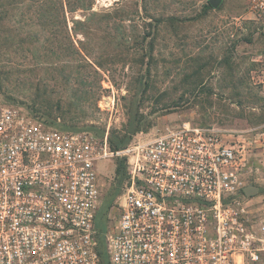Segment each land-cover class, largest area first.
<instances>
[{
	"label": "rangeland",
	"instance_id": "1",
	"mask_svg": "<svg viewBox=\"0 0 264 264\" xmlns=\"http://www.w3.org/2000/svg\"><path fill=\"white\" fill-rule=\"evenodd\" d=\"M53 1L0 0V104L107 144L133 120L149 127L129 145L183 123L231 134L249 162L245 187L259 188L243 198L246 222L258 229L264 222V31L249 19L248 0H220L216 7L210 0H157L147 13L141 0H95L92 11L114 20L94 19L77 34L72 20L92 12L66 13L63 25ZM161 16L156 31L154 18ZM117 158L97 162L95 214L106 210V233L115 227L125 190L124 184L105 205Z\"/></svg>",
	"mask_w": 264,
	"mask_h": 264
},
{
	"label": "built area",
	"instance_id": "2",
	"mask_svg": "<svg viewBox=\"0 0 264 264\" xmlns=\"http://www.w3.org/2000/svg\"><path fill=\"white\" fill-rule=\"evenodd\" d=\"M248 15L264 31V0ZM225 133L183 123L112 152L0 104V264H99L97 162L111 157L126 158L128 179L110 264H264V222H246L249 162Z\"/></svg>",
	"mask_w": 264,
	"mask_h": 264
},
{
	"label": "trees",
	"instance_id": "3",
	"mask_svg": "<svg viewBox=\"0 0 264 264\" xmlns=\"http://www.w3.org/2000/svg\"><path fill=\"white\" fill-rule=\"evenodd\" d=\"M155 2L157 0H141L140 3L142 5V9L147 13L150 10V5L152 4V2ZM95 0H55V3L53 1V8L56 11V13L58 14L57 17H62V24L66 25V19H65V15L66 13H70V14H76L79 11L81 12H92L89 16H85V20L81 21L78 19H73L72 20V29L74 30V32L80 33V28L86 26V25H90V23L96 19V21L101 18V20H104L107 24H109L110 20H114L113 16L110 13H106V14H97L95 12H93V5H94ZM118 3V2H115ZM116 5V4H115ZM51 5L50 3L48 4V6L46 7V11L49 12L51 9ZM205 9L211 8L210 5H206L204 7ZM120 10L119 9H114L115 15L116 17H118L120 14H118ZM164 17H156L154 18L155 21V26L154 29L157 31L160 27V25L165 21ZM115 28H118L119 25L115 24ZM84 33V32H82ZM84 35H86L84 33ZM149 35V34H148ZM87 38V37H86ZM144 40L147 39V36L145 38H143ZM149 54H147L148 58H151V52H152V43L149 42ZM147 72L146 71V76H147ZM141 85L144 86L145 82L140 81ZM31 116L38 118L42 121H44L46 124L55 127L57 129H60L62 131H76V129L68 127V126H59L58 124H55L53 122H50L48 120L43 119L42 117H40L39 115L35 114V113H31ZM149 126H147L146 124H144L142 121H136L133 120L132 122H130L128 124V126L126 127V132H124L123 134H115V133H111L108 136V145L111 151H118L122 148L127 147L132 139L133 136L141 131H146L147 128ZM128 179V173H127V163H126V158H117L116 162H115V178H114V184L111 186L110 191L107 194V198L106 199V206H109L110 204H112L113 200L120 196L124 187V184L126 183ZM105 216H106V210H100L97 215H94V220H93V227H94V231H95V240L97 242V246H96V251L97 254L99 256V264H110L109 261V256L107 253V249H106V241H105V235L106 233V222H105Z\"/></svg>",
	"mask_w": 264,
	"mask_h": 264
},
{
	"label": "water",
	"instance_id": "4",
	"mask_svg": "<svg viewBox=\"0 0 264 264\" xmlns=\"http://www.w3.org/2000/svg\"><path fill=\"white\" fill-rule=\"evenodd\" d=\"M220 0H210V5L216 7ZM259 188L256 186H246L243 188L244 196L251 197L258 194Z\"/></svg>",
	"mask_w": 264,
	"mask_h": 264
}]
</instances>
